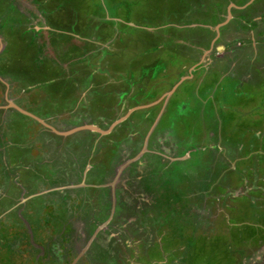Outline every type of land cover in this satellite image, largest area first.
Here are the masks:
<instances>
[{
    "label": "rangeland",
    "instance_id": "rangeland-1",
    "mask_svg": "<svg viewBox=\"0 0 264 264\" xmlns=\"http://www.w3.org/2000/svg\"><path fill=\"white\" fill-rule=\"evenodd\" d=\"M0 264H264V0H0Z\"/></svg>",
    "mask_w": 264,
    "mask_h": 264
},
{
    "label": "crops",
    "instance_id": "crops-1",
    "mask_svg": "<svg viewBox=\"0 0 264 264\" xmlns=\"http://www.w3.org/2000/svg\"><path fill=\"white\" fill-rule=\"evenodd\" d=\"M250 5H252V3ZM250 5H245V7H250ZM242 58H243L242 56L238 57L237 61L241 60ZM226 59L229 60V57H227ZM226 59H223V60L219 59V60L224 61ZM231 61H232V59H231ZM188 156H189V150H186V151H181L176 156H168L166 159H167V161H173L172 164H174L176 162L184 163L187 160ZM192 174H193L192 176H189V178H187V179L192 178V180H193L192 185H190V186H178V187H196V184H197V182H199V179L196 176V171H192ZM185 175H187V174H185ZM75 187H77V186H75ZM87 187H89V185Z\"/></svg>",
    "mask_w": 264,
    "mask_h": 264
},
{
    "label": "water",
    "instance_id": "water-1",
    "mask_svg": "<svg viewBox=\"0 0 264 264\" xmlns=\"http://www.w3.org/2000/svg\"><path fill=\"white\" fill-rule=\"evenodd\" d=\"M9 105H10V103H9ZM13 107H14V106H13ZM16 110H18V109L16 108ZM18 112L23 113V114H27V113L22 112L21 110H18ZM111 128H112V127H111Z\"/></svg>",
    "mask_w": 264,
    "mask_h": 264
},
{
    "label": "flooded vegetation",
    "instance_id": "flooded-vegetation-1",
    "mask_svg": "<svg viewBox=\"0 0 264 264\" xmlns=\"http://www.w3.org/2000/svg\"><path fill=\"white\" fill-rule=\"evenodd\" d=\"M8 107H11V105H9V103H8ZM11 108H14V109H16L15 107H11Z\"/></svg>",
    "mask_w": 264,
    "mask_h": 264
},
{
    "label": "bare ground",
    "instance_id": "bare-ground-1",
    "mask_svg": "<svg viewBox=\"0 0 264 264\" xmlns=\"http://www.w3.org/2000/svg\"><path fill=\"white\" fill-rule=\"evenodd\" d=\"M94 131V130H93Z\"/></svg>",
    "mask_w": 264,
    "mask_h": 264
}]
</instances>
